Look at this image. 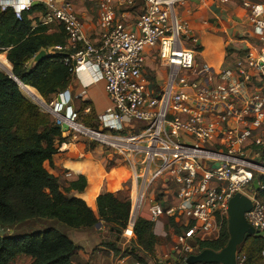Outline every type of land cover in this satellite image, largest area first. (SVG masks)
<instances>
[{"label":"built area","instance_id":"obj_1","mask_svg":"<svg viewBox=\"0 0 264 264\" xmlns=\"http://www.w3.org/2000/svg\"><path fill=\"white\" fill-rule=\"evenodd\" d=\"M97 1L99 40L93 43L67 0H0V10L11 9L19 21L36 3L40 11L32 26L57 23L65 31V45L54 47L48 55H65L61 60L72 75L91 64L104 82L111 105L104 129L82 123L81 114L70 104L69 90L63 92L67 97L60 105L57 98L48 104L33 101L57 127H67L60 130L64 142L57 153L84 141L118 157L127 177L114 189L117 179L110 183L106 178L117 170L112 168L104 186L110 194L127 184L130 187V215L122 234L132 239L138 218L154 228L162 219L172 222L181 232L172 242L176 260L168 264L191 255L192 243L219 237V221L227 219L228 202L237 193L251 203L245 221L264 235V203L259 198L264 188L260 182L264 178L260 160L264 149V2H241V17L256 40L254 50L216 72L196 68L198 41L188 22L177 15V9L190 0ZM127 15L133 18L132 28L126 23ZM148 58L164 72L160 82L157 73L154 83L145 77ZM69 177L66 173L65 178ZM159 182L160 199L154 188ZM243 262L244 257L236 254V264Z\"/></svg>","mask_w":264,"mask_h":264},{"label":"trees","instance_id":"obj_2","mask_svg":"<svg viewBox=\"0 0 264 264\" xmlns=\"http://www.w3.org/2000/svg\"><path fill=\"white\" fill-rule=\"evenodd\" d=\"M37 11H40L38 5L23 14L19 21L11 9L0 10V54L6 56V59L1 58L0 71L12 73L28 87L20 85L19 90L0 72V226L13 227L34 220L52 221L54 226L20 236H0V264H16L21 259L25 264H75L80 249L62 230H89L100 225L98 231L105 228L109 235L119 236L127 227L131 205L129 197L123 198L121 191L116 194L104 191L97 196L94 211L83 200L69 195L85 190L84 177L79 176L62 187L58 178L46 170L45 165L51 164L64 140L50 116L23 95L36 101L38 94L50 103L68 90L72 74L61 60L65 55L60 54L48 55L27 69V63L40 51L49 52L66 42L61 26L53 33H48L46 26H32L36 19L29 16ZM150 80L154 83L153 78ZM86 107H90L91 113L81 117V121L96 129L92 123L98 119L92 106L85 103L80 111ZM260 160L264 166V149ZM260 182L264 187V178ZM262 197L264 188L259 194V198ZM219 222V237L214 241L192 243L194 251L188 257L204 250L220 252L226 247L229 241L227 219ZM166 228L177 235L181 232L169 221ZM133 242L139 250L153 255L157 245L154 225L138 218L133 227ZM263 250V238L246 236L237 248V255L244 257L243 264H264ZM185 258H180L178 264H183Z\"/></svg>","mask_w":264,"mask_h":264},{"label":"rangeland","instance_id":"obj_3","mask_svg":"<svg viewBox=\"0 0 264 264\" xmlns=\"http://www.w3.org/2000/svg\"><path fill=\"white\" fill-rule=\"evenodd\" d=\"M211 1L213 2V4L223 5V7L219 8L221 15L214 19L208 18L204 20L206 22V25L203 24L204 21H202L201 23H198L197 27L201 29L199 30V32L201 31L202 33H197L193 31L194 27L192 26L191 21H189V23L191 27H193L192 28L193 30L191 33L193 37L198 38V35H199V37L203 38L202 45L204 48L200 46L199 48H197V55H196V60H195L196 68L200 69L202 67H206L209 70L218 72L220 67L222 69L225 67L233 66L235 60L237 59L236 50H240L242 48H249V47L254 49L253 45H255L256 41L251 34V29L249 25L245 21H242L235 17V9L238 5L241 4L242 0H228L224 4H221L219 2L216 3L215 0H211ZM247 1L264 2V0H247ZM208 4L212 5L211 2ZM196 33L198 35H196ZM211 40L213 43H216L215 47H218L217 45H219L222 49V52L220 53V55L217 54V61L213 62V65L210 59L207 57V52H208L207 49L209 45L206 42L211 41ZM243 41H246L247 43ZM205 50H206V53L203 54ZM3 55L5 54L4 53L0 54V57L2 59L4 58ZM157 65L158 64L155 63L154 66L152 64V67H151L155 69V72H151L150 70L146 69L145 77L147 79H151L152 77H154L155 73H157L158 74L157 78L160 82L161 78L164 76V72H161V69ZM72 87H74V85ZM69 92L71 95L70 104L76 110L77 108L76 105H79V103L75 99H73L74 94H75L73 90H69ZM262 92L264 93V84H262ZM23 96L29 102L34 104L32 100L28 99L25 95ZM37 96L41 98L39 95ZM43 102L45 101L43 100ZM105 118H106L105 114L103 117H100V118L97 117L98 121L92 123L93 127H95L97 130L98 129L100 130L102 128L104 129L105 125L103 121ZM105 131H109V130H105ZM80 142H82L85 145L86 151L94 149V148L93 149L91 148L90 146L91 144H89L88 142H84V141H80ZM93 152L96 153V156L100 158V160L98 161H100L101 163L99 164L102 167H104L106 171H109L110 169L112 170V168L121 169L119 168L120 166L119 161H117L118 157L116 156L111 157L113 153L107 151L106 148H102L99 146L96 150L94 149ZM99 164L95 162L91 164L89 167H86L87 177H89V175L96 176L95 174L101 175V177L103 176L104 172H103L102 167ZM101 179L102 178L97 177L96 181H97L98 188H101V185H102ZM160 184L161 182L156 184V186L154 187L155 196L158 199H160V194H161V190H159ZM168 188L170 189V187ZM129 189L130 187L127 184L126 187H124L123 190L120 192L123 198L129 197ZM99 192L100 194L104 193V191H101L100 189H99ZM86 200L88 203H90L91 199L86 197ZM261 200H263V203H264V197H262ZM89 205L91 208H93V205L91 204ZM142 215L143 217H145L144 213ZM160 222L162 223V225H165V227L168 224L167 219H162ZM53 226H54V223H52V221H47V220L29 221V222H25V223H22L17 226H13V227L0 226V236H3V237L20 236L23 234H30L33 232L42 231V230L47 229L48 227H53ZM62 231H63L62 233H64V235H66L71 241L73 239L75 240L77 246L79 247L81 251L78 258L84 255H86L88 259L90 258L95 259L98 257L100 258L99 263H102V264H110L111 260H112V263L115 264L114 260L122 261L123 259H126V262L133 263L137 261L141 264H157L158 261H163V264H168L169 261L176 260L175 258L176 254L172 251V245H173L172 240L168 237L157 236V234H156L157 245L155 246L153 255L149 256L143 251L136 248L133 242V238L126 239L124 238L123 234L119 236L118 235L111 236L107 233L105 228H103V230L101 231H98V228L96 229L92 228V229L87 230L88 231L87 233L77 232L76 230H62ZM82 261H85V260L83 259ZM25 263L26 261L22 259L16 262V264H25Z\"/></svg>","mask_w":264,"mask_h":264},{"label":"crops","instance_id":"obj_4","mask_svg":"<svg viewBox=\"0 0 264 264\" xmlns=\"http://www.w3.org/2000/svg\"><path fill=\"white\" fill-rule=\"evenodd\" d=\"M57 1H63V0H57ZM67 1H69V0H67ZM69 2H71V4L74 7L76 14L79 16V18L83 22L86 36L93 43L98 42V40H99V38H98L99 32L97 29L98 1L97 0H70ZM210 2L212 3V5L208 4ZM252 3H255V2H252ZM220 7H223V5L213 4V2L211 0H192V1L187 2L184 6L179 7L177 9V15L181 19L188 22L189 27L191 29V33L193 30L192 29L193 27H194L193 31H195L197 33H202L201 31L199 32V30H201V29H199L197 27L198 26L197 24L201 23L202 21H204L208 18L214 19V18H217L218 16H220L221 15V12L219 11ZM240 7H241V5H238L236 7L235 17L242 20V21H245L241 17ZM39 9H40V7H39ZM228 10H229V8H228ZM38 16H39V11L34 12L30 18L36 19ZM132 20H133V18L130 15H127L126 23H127L129 28H132V24H133ZM189 21H191L193 27H191ZM203 24L206 25V22L204 21ZM59 26L60 25L57 23H53V24L47 26L48 33L55 32ZM249 27H250V25H249ZM250 29H251V27H250ZM197 33H196V35H198ZM251 34H252V31H251ZM196 39L198 41V45L200 47H203V45H202V39L203 38L199 37V35H198V38L196 37ZM243 42L247 43L246 41H243ZM206 43H208V45H209L208 49H207V51H208L207 57L210 59L212 65H213V62L217 61V57L215 56V54L218 53V50H220L221 47L219 45H217L218 47H215L216 43H213L212 40L207 41ZM254 46L255 45H253V47ZM190 47H193V45H190ZM249 49L254 50L250 47L249 48H242L240 50H236L237 58L239 56H243ZM153 52H154L153 50H148L149 54H151ZM202 52H201V54H202ZM221 52H222V49H221ZM49 53L50 52H46V55L48 56ZM205 53H206V50L203 52V54H205ZM3 56L6 59V56L5 55H3ZM152 64L154 66L155 62L153 61L152 58H148L146 61L145 70L148 69L151 72H155V69L151 68ZM34 65H35V63L33 62V59H32L31 61H29L27 63V69L32 68ZM219 69H221V67ZM71 83H72V85H71ZM73 85H74V87H72ZM68 89L73 90V92L75 93L73 99H75L79 103V105H76L77 111H80L81 106H83L85 103H89L92 106V110H93L94 114L98 118L103 117L104 114L107 115L110 112L111 105H110V103L107 99V95L105 93L104 82L101 79L99 71L93 65L88 64V65H86V67L84 69L79 70L76 74L72 75ZM33 91L37 94V92L34 89H33ZM79 106H80V108H79ZM86 110H88L89 113H91L90 107H86L83 111H80L81 117L86 115L85 114ZM98 147L99 146H96V147H94V149L96 150ZM68 148L69 149L63 153H59V154L57 153L53 157L51 164L45 165L46 170L48 171L49 174L58 178L59 183L62 187H66L67 183H69L70 181H75L79 176L84 177L86 180L85 190L82 193L71 192L69 195L76 197V198H79V199L84 200V201L86 200V197H88L89 199H91L90 203L86 202L87 200L85 202H86V204L88 203L87 204L88 207L90 206L89 204L93 205V208H91V207H89V208H91L92 210L95 211V200H96L97 196L100 194L99 189L101 191H105L104 181H105V177L107 175V171L104 169V167H102L99 164V163H101L100 161H98V160H100V158L98 156H96V153L93 152V150H94L93 148H92L93 150L86 151L85 145L82 142H78V143H76V144H74ZM95 162H97L102 167L103 172H104L103 176L101 177V175L95 174L96 176L89 175V177H87V170H86L87 168L86 167H89L91 164H93ZM66 173L70 174L69 178H65ZM97 177L102 178L101 179V182H102L101 188H98L97 181H96ZM83 197H84V199H83ZM154 231L156 232V233L154 232L155 235L157 234V236L168 237L173 242L175 234L172 232L171 229H167L165 227V225H162L161 222L158 225H156V227L154 228ZM77 232L87 233L88 231L87 230H80ZM72 242L77 246L74 239L72 240ZM80 252L81 251H79V254H80ZM109 258H111V257H109ZM81 259L82 260L84 259L85 261H82ZM99 261H100V258H98V257L95 259H93V258L88 259V257L86 255H84L82 257H79L75 264H102V263H99ZM120 262H122V263H120ZM114 263L115 264H133L134 262L133 263L126 262V259H123L122 261L114 260ZM110 264H113L112 260L110 261Z\"/></svg>","mask_w":264,"mask_h":264},{"label":"water","instance_id":"obj_5","mask_svg":"<svg viewBox=\"0 0 264 264\" xmlns=\"http://www.w3.org/2000/svg\"><path fill=\"white\" fill-rule=\"evenodd\" d=\"M33 6H37V4L34 3ZM46 57V52L42 50L33 58V62L37 64ZM3 74L6 75L11 81H13L18 88L20 87V85L23 88H28L21 84L20 81L16 79L12 73ZM66 97L67 93H63L62 96L57 97L56 104L60 105L63 102V99ZM42 102L43 101L41 98H38L35 101V103L37 104ZM57 128L61 131L67 130V127L64 124L58 126ZM253 189H258L257 181L253 182ZM250 209V200L241 193L235 194L229 200L227 207V231L229 235V241L226 247L223 248L220 252L204 250L197 255L187 257L183 264H236L237 248L243 243L246 236H260L264 239V235H261L259 231L254 230L245 221L244 214L249 212Z\"/></svg>","mask_w":264,"mask_h":264},{"label":"bare ground","instance_id":"obj_6","mask_svg":"<svg viewBox=\"0 0 264 264\" xmlns=\"http://www.w3.org/2000/svg\"><path fill=\"white\" fill-rule=\"evenodd\" d=\"M2 3L7 4V2H2ZM220 53H221V49L218 50V53H216L215 56L217 57V54L220 55ZM0 62H1V57H0ZM126 177H127V174L123 170L117 169V170H113L106 178L108 182L110 183H113V181L117 179L116 184H113L114 185L113 188L115 189L118 186L119 182L124 180Z\"/></svg>","mask_w":264,"mask_h":264}]
</instances>
